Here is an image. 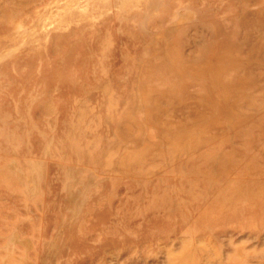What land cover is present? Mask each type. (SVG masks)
<instances>
[{"label": "rangeland", "instance_id": "1", "mask_svg": "<svg viewBox=\"0 0 264 264\" xmlns=\"http://www.w3.org/2000/svg\"><path fill=\"white\" fill-rule=\"evenodd\" d=\"M0 264H264V0H0Z\"/></svg>", "mask_w": 264, "mask_h": 264}]
</instances>
